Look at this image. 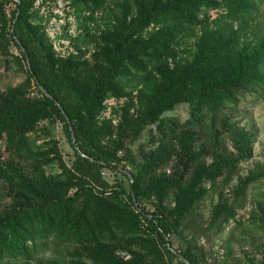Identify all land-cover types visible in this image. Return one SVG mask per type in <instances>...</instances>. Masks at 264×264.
<instances>
[{"label": "rangeland", "instance_id": "374dc122", "mask_svg": "<svg viewBox=\"0 0 264 264\" xmlns=\"http://www.w3.org/2000/svg\"><path fill=\"white\" fill-rule=\"evenodd\" d=\"M217 1L182 20L187 0H27L18 30L67 104L99 97L97 108L74 115L79 143L140 174L143 205L174 222L175 252L187 253L189 264H264V60L255 66L262 86L218 108L206 102L218 96L215 80L250 64L241 54L253 60L264 2L243 25L223 19ZM17 4L0 0V116L21 110L10 130L27 140L16 150L0 142V220L47 198L76 197L52 220L49 245L20 263L186 264L134 219L135 206L114 199L112 173L81 159L67 122L40 103L12 34ZM69 226L79 237L63 244L56 231Z\"/></svg>", "mask_w": 264, "mask_h": 264}, {"label": "trees", "instance_id": "16d2710c", "mask_svg": "<svg viewBox=\"0 0 264 264\" xmlns=\"http://www.w3.org/2000/svg\"><path fill=\"white\" fill-rule=\"evenodd\" d=\"M19 1L21 3V10L18 18L17 16L15 18V29L14 34H12L24 50V56L27 60L25 55L26 51L28 60L30 61L32 67V77L34 78L38 92L42 95L40 103L48 110H56L59 113V116L67 122L69 127L68 135L71 145L77 151L73 142L71 126L74 128L77 147L81 151V154L86 156V158L79 157L90 166L97 168V170L106 169L112 173L117 186V189L115 190L116 192H114V199L118 201L125 199L131 203V205L135 206L139 213L132 214L134 219L137 222H140V219L145 220L148 224L146 229L152 236L155 237L159 246L163 247L169 254H172L170 248L173 249V246L170 239L174 232V222L160 210L150 212L147 210L146 206L143 205L141 193L137 188L140 174L132 172L128 173L124 167L111 164L107 160L101 158L100 156H96L93 152L85 149L79 143L81 132L74 122V115H78L81 111L97 108L100 99L99 97H95L90 102L81 100L75 104H67L63 98L59 97L55 93V90L53 89V79L43 77L37 70V63L34 59L35 57L33 56L28 43L19 34L18 28L23 25V9L27 0ZM263 2L264 0H224L226 15L223 19L232 22L242 21L244 25L250 20V18L256 15ZM186 3L190 6V10L187 11L188 14L184 15L185 18L182 17V20H188L189 17L197 11L199 12L200 9L218 7L217 0H187ZM17 6L19 9V3ZM170 9H172L171 14L174 15L175 9L173 4H171ZM177 21H179V19H177ZM238 40L239 38L237 37L236 40L231 41L232 49L236 48ZM251 56L253 60H249L247 53L241 54L240 58L247 59L250 64L246 67L239 66L234 72H232L230 78H226L222 82L215 80L212 83L211 88L217 91L218 96H216L217 99L210 98L207 99L206 102L208 101L209 104L218 108L220 104L224 103L225 99L232 102L236 99V95L239 92L246 89L252 91L254 86H262L263 82L259 83L260 78L257 76L255 66H257L258 63L261 65L264 60V37L260 40L258 49L254 50ZM40 86L45 90V92L41 90ZM70 87L73 88L72 85H70ZM36 103L39 102L35 101L34 105ZM57 103L61 105V108L57 105ZM198 104L199 100L195 107L197 115L201 114V116H203L204 114H202L201 111L204 105H201V102L199 105ZM23 114L24 113L21 110H15L0 116V142L3 139H7V144H9L10 150L15 148L17 149L26 144L27 138L24 136L22 131L17 132L15 130H10L14 124L19 122ZM75 201L76 197L59 199L58 201L47 198L44 199L38 207L35 206L27 209L23 206L16 208L5 219L0 220V264H21L20 262L23 258L38 252L41 247L43 248V245L48 246V236L53 233L52 220L54 218H58L62 212L71 207ZM225 211L226 215L231 219L235 215L236 207H226ZM56 234L63 244L79 237L76 226H69L65 229V231L58 229ZM176 253H178L177 255L180 258L183 260L186 259L189 262L190 259L187 253Z\"/></svg>", "mask_w": 264, "mask_h": 264}, {"label": "water", "instance_id": "95a60500", "mask_svg": "<svg viewBox=\"0 0 264 264\" xmlns=\"http://www.w3.org/2000/svg\"><path fill=\"white\" fill-rule=\"evenodd\" d=\"M17 2L19 3V9H18V15H17V18H18L19 14H20V10H21V3H20L19 0H17ZM13 34H14V29H13ZM25 55H26V57H27L28 66H29V68L31 69L30 61L28 60V56H27V54H26V51H25ZM40 88H41V90H42L43 92H45V90H44L41 86H40ZM47 95H48V94H47ZM57 105L61 108V105H60L59 103H57ZM63 112H64V111H63ZM67 118H68V117H67ZM68 121L70 122L69 118H68ZM71 131H72L73 142H74V144H75V146H76V149L78 150L79 153H81V151H80V150L78 149V147H77L76 137H75V134H74V131H73L72 126H71ZM128 173H129V172H128ZM170 250L173 251L174 253H176L172 248H170ZM184 261L186 262V264H189L188 260L184 259Z\"/></svg>", "mask_w": 264, "mask_h": 264}]
</instances>
